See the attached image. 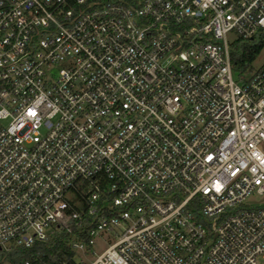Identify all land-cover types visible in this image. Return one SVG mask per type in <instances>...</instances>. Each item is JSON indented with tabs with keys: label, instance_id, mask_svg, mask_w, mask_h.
<instances>
[{
	"label": "built area",
	"instance_id": "built-area-1",
	"mask_svg": "<svg viewBox=\"0 0 264 264\" xmlns=\"http://www.w3.org/2000/svg\"><path fill=\"white\" fill-rule=\"evenodd\" d=\"M263 42L264 0H0V252L264 264Z\"/></svg>",
	"mask_w": 264,
	"mask_h": 264
},
{
	"label": "trees",
	"instance_id": "trees-1",
	"mask_svg": "<svg viewBox=\"0 0 264 264\" xmlns=\"http://www.w3.org/2000/svg\"><path fill=\"white\" fill-rule=\"evenodd\" d=\"M264 47V42L258 45L243 44L241 48L232 53V68L239 81L245 82L258 69L253 63ZM86 184V182H85ZM71 235L67 232L58 233L46 241H37L30 247H16L10 251L0 252V262L8 260L12 264H80L75 260L76 251L69 243ZM84 239L90 238L87 232Z\"/></svg>",
	"mask_w": 264,
	"mask_h": 264
},
{
	"label": "rangeland",
	"instance_id": "rangeland-1",
	"mask_svg": "<svg viewBox=\"0 0 264 264\" xmlns=\"http://www.w3.org/2000/svg\"><path fill=\"white\" fill-rule=\"evenodd\" d=\"M230 38H231V35H230ZM263 64H264V47L260 51L256 60L254 61L253 67L254 69H258ZM234 78L237 82H240L235 73H234ZM249 201L250 202H264V196L253 194V196L250 197ZM117 234L111 233V232H103L101 235L95 238L94 244L88 246L86 250L76 251L75 260L78 263L85 262L86 264H89L92 260L95 259L97 254H99L105 247L108 246L109 243L118 239V236L121 234V231H118ZM93 251H95V254L93 253ZM0 264H12V263H10L8 260H3L0 262Z\"/></svg>",
	"mask_w": 264,
	"mask_h": 264
}]
</instances>
